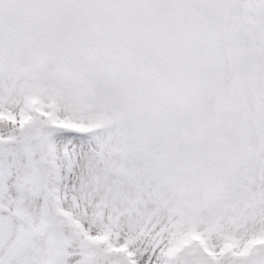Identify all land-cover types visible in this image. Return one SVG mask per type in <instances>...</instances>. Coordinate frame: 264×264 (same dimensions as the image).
Here are the masks:
<instances>
[{
    "label": "snow or ice",
    "instance_id": "snow-or-ice-1",
    "mask_svg": "<svg viewBox=\"0 0 264 264\" xmlns=\"http://www.w3.org/2000/svg\"><path fill=\"white\" fill-rule=\"evenodd\" d=\"M0 264H264V0H0Z\"/></svg>",
    "mask_w": 264,
    "mask_h": 264
}]
</instances>
